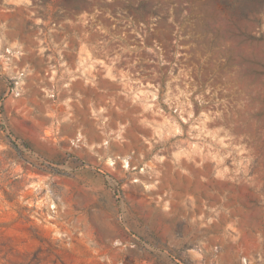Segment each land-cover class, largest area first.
<instances>
[{
    "label": "rangeland",
    "instance_id": "rangeland-1",
    "mask_svg": "<svg viewBox=\"0 0 264 264\" xmlns=\"http://www.w3.org/2000/svg\"><path fill=\"white\" fill-rule=\"evenodd\" d=\"M43 5L50 27L94 30L99 56L155 93L203 179L185 188L172 153L148 180L42 155L58 144L25 110L13 119L21 50L0 37V264H264V0Z\"/></svg>",
    "mask_w": 264,
    "mask_h": 264
},
{
    "label": "crops",
    "instance_id": "crops-1",
    "mask_svg": "<svg viewBox=\"0 0 264 264\" xmlns=\"http://www.w3.org/2000/svg\"><path fill=\"white\" fill-rule=\"evenodd\" d=\"M43 6V0H0V37L21 50L16 66L22 76L16 95L7 99L10 112L23 122L25 110V119L47 134L45 141L58 144L41 154L59 153L85 166L121 165L123 173L148 180L146 166L172 153L180 158L184 187L198 189L203 176L187 170L193 160L187 139L172 130L151 99L155 93L99 56V45L87 38L94 30L75 36L73 30L50 27Z\"/></svg>",
    "mask_w": 264,
    "mask_h": 264
}]
</instances>
